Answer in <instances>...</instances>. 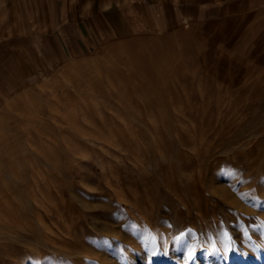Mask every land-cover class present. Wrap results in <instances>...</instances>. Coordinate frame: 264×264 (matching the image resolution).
<instances>
[{"label":"rangeland","instance_id":"rangeland-1","mask_svg":"<svg viewBox=\"0 0 264 264\" xmlns=\"http://www.w3.org/2000/svg\"><path fill=\"white\" fill-rule=\"evenodd\" d=\"M211 1L0 82V264H264V0Z\"/></svg>","mask_w":264,"mask_h":264},{"label":"crops","instance_id":"crops-1","mask_svg":"<svg viewBox=\"0 0 264 264\" xmlns=\"http://www.w3.org/2000/svg\"><path fill=\"white\" fill-rule=\"evenodd\" d=\"M33 2L29 16L13 25V38L1 36L7 24L0 19V57L12 61L9 73L0 61V82L14 93L47 80L107 37L169 32L183 19L214 11L211 0H59L58 12L44 0Z\"/></svg>","mask_w":264,"mask_h":264},{"label":"bare ground","instance_id":"bare-ground-1","mask_svg":"<svg viewBox=\"0 0 264 264\" xmlns=\"http://www.w3.org/2000/svg\"><path fill=\"white\" fill-rule=\"evenodd\" d=\"M165 43V42H164ZM162 45H163V43H161ZM165 45H167L166 43H165ZM161 47V46H160ZM103 227H104V225H103ZM131 258H134V256L133 255H131L130 256ZM113 263L115 264V261H113Z\"/></svg>","mask_w":264,"mask_h":264}]
</instances>
